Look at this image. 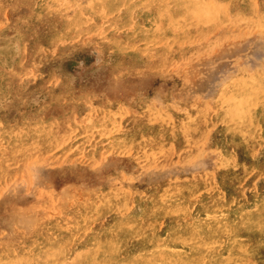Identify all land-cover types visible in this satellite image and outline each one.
<instances>
[{"label":"rangeland","instance_id":"374dc122","mask_svg":"<svg viewBox=\"0 0 264 264\" xmlns=\"http://www.w3.org/2000/svg\"><path fill=\"white\" fill-rule=\"evenodd\" d=\"M263 197L264 0H0V264H264Z\"/></svg>","mask_w":264,"mask_h":264},{"label":"bare ground","instance_id":"6f19581e","mask_svg":"<svg viewBox=\"0 0 264 264\" xmlns=\"http://www.w3.org/2000/svg\"><path fill=\"white\" fill-rule=\"evenodd\" d=\"M238 91H239V90H238ZM232 94H233V93H230V95H232ZM230 95H228L227 97L229 98ZM236 95H237V94H236ZM231 101H232V100H231ZM246 101H247V100H246ZM228 103H230V102H228ZM228 103H227V104H228ZM244 104H245V103H244ZM244 106H245V105H244ZM227 108H228V107H227ZM249 109H250V108H249ZM249 111H250V110H249ZM250 112H251V111H250ZM236 113H237V112H236ZM243 115H244V114H243ZM250 116H251V115H250ZM234 117H235V116H234ZM234 117H233V118H234ZM235 118H237V117H235ZM240 118H241V117H240ZM240 118H239V119H240ZM234 120H236V119H234ZM234 120H232V121H234ZM242 120H243V119H242ZM244 120H245V122H246L247 119H244ZM229 121H230V119H229ZM238 123H239V120H238ZM243 123H244V122H243ZM239 124H240V123H239ZM232 125H234V124H232ZM240 125H241V124H240ZM227 131H228V130H227ZM252 135H253V134H252ZM233 141H234V140H233ZM223 164H224V163H222V165H223ZM242 164H243V163H242ZM237 165H238V164H237ZM249 165H250V164H249ZM243 166H244V165H243ZM233 167L235 168V166H233ZM244 167H245V166H244ZM115 194H116V193H115ZM100 196H103V195H100ZM111 197H112V196H111ZM122 197H123V196H122ZM151 197H152V196H151ZM153 197H154V196H153ZM163 197H164V196H163ZM175 197H176V196H175ZM103 198H104V197H103ZM109 198H110V197H109ZM116 198H117V196H116ZM169 198H170V197H169ZM172 198H173V197H172ZM255 198H257V197H255ZM263 198H264V197H263ZM100 199H101V198H100ZM123 199H124V197H123ZM150 199H152V198H150ZM106 200H107V197H106ZM110 200H111V199H109V201H110ZM119 200H120V199H119ZM156 200H157V199H156ZM261 200H262V199H261ZM261 200H260V201H261ZM109 201H108V202H109ZM116 201H117V200H116ZM120 201H121V200H120ZM151 201H152V200H151ZM170 201H171V200H170ZM170 201H168V202H170ZM177 201H178V200H177ZM102 202H103V201H102ZM122 202H123V201H122ZM139 202H140V201H139ZM100 203H101V202H100ZM116 203H117V202H116ZM120 203H121V202H120ZM120 203H119V204H120ZM135 203H136V202H135ZM183 203H184V202H183ZM185 203H187V202H185ZM98 204H99V202H98ZM108 205H109V204H108ZM108 205H107V206H108ZM112 205H113V204H112ZM114 205H115V204H114ZM257 205H258V204H257ZM130 206H132V205H130ZM142 206H143V205H142ZM109 207H110V206H109ZM176 207H177V206H176ZM219 207H220V206H219ZM251 207H252V206H251ZM114 208H115V207H114ZM116 208H117V205H116ZM120 208H121V207H120ZM127 208H128V207H127ZM127 208H126V209H127ZM136 208H137V207H136ZM167 208H168V207H167ZM105 209H107V208H105ZM105 209H104V210H105ZM138 209H139V208H138ZM144 209H145V208H144ZM178 209H181V207L178 208ZM185 209H186V208H185ZM191 209H192V208H191ZM237 209H238V208H237ZM104 210H103V211H104ZM111 210H112V209H111ZM115 210H116V209H115ZM135 210H137V209H135ZM148 210H149V209H148ZM183 210H184V209H183ZM239 210H240V209H239ZM244 210H245V209H244ZM121 211H122V210H121ZM139 211H140V210H139ZM139 211H137V212H139ZM143 211H144V210H143ZM101 212H102V211H101ZM132 212H133V211H132ZM132 212H131V213H132ZM223 212H224V211H223ZM133 213H135V212H133ZM141 213H142V212H141ZM141 213H140V214H141ZM183 213H184V211H183ZM219 213H220V212H219ZM232 213H233V212H232ZM234 213H235V212H234ZM248 213H249V210H248ZM101 214H102V213H101ZM177 214H180V213H177ZM238 214H239V213H238ZM98 215H99V214H98ZM147 215H148V214H147ZM250 215H251V214H250ZM250 215H249V216H250ZM258 215H259V214H258ZM262 215H264V214H262ZM100 216H101V215H100ZM180 216H181V215H180ZM216 216H217V215H216ZM155 217H156V216H155ZM224 217H225V216H224ZM226 217H227V216H226ZM226 217H225V218H226ZM136 218H137V217H136ZM141 218H142V217H141ZM242 218H243V217H242ZM139 219H140V218H139ZM236 219H237V217H236ZM248 219H249V218H248ZM248 219H247V220H248ZM119 220H120V218H119ZM130 220H132V219H130ZM130 220H129V221H130ZM162 220H163V219H162ZM222 220H223V219H222ZM123 221H124V220H123ZM138 221H139V220H138ZM130 222H131V221H130ZM197 222H198V221H197ZM224 222H225V221H224ZM254 222H255V221H254ZM256 222H257V221H256ZM218 223H219V222H218ZM225 223H226V222H225ZM124 224H125V223H124ZM128 224H129V223H128ZM134 225H135V223H134ZM187 225H188V224H187ZM190 225H191V224H190ZM223 225H224V224H223ZM227 225H228V224H227ZM160 226H161V225H160ZM192 226H193V225H192ZM198 226H199V225H198ZM201 226H202V225H201ZM136 227H137V226H136ZM136 227H135V228H136ZM176 227H177V226H176ZM176 227H175V228H176ZM224 227H225V226H224ZM228 227H229V226H228ZM132 228H133V227H132ZM178 228H179V227H178ZM180 228H181V227H180ZM225 228H226V227H225ZM155 229H156V228H155ZM184 229H185V228H184ZM194 229H195V228H194ZM226 229H227V228H226ZM228 229H229V228H228ZM228 229H227V230H228ZM188 230H189V229H188ZM198 230H199V229H198ZM227 230H226V231H227ZM230 230H231V229H230ZM132 231H133V230H132ZM151 231H152V230H151ZM173 231H174V230H173ZM176 232L178 233V231H176ZM184 232H185V231H184ZM203 232H204V231H203ZM179 233H180V232H179ZM189 233H190V232H189ZM232 233H233V232H232ZM203 234H204V233H203ZM170 235H171V234H170ZM161 236H162V235H161ZM182 236H183V235H182ZM191 236H192V235H191ZM238 236H239V235H238ZM170 237H171V236H170ZM216 237H217V236H216ZM233 237H234V236H233ZM240 237H241V236H240ZM147 238H148V237H147ZM190 238H191V237H190ZM190 238H188V239H190ZM213 238H214V237H213ZM222 238H223V237H222ZM155 239H156V238H155ZM158 239H159V238H158ZM168 239H169V238H168ZM238 239H239V238H238ZM247 239H248V238H247ZM130 240H131V239H130ZM193 240H194V239H193ZM195 240H196V239H195ZM226 240H227V239H226ZM261 240H262V239H261ZM199 242H200V241H199ZM211 242H212V241H211ZM219 242H220V241H219ZM225 242H226V241H225ZM228 242H229V241H228ZM195 243H196V242H195ZM216 243H217V242H216ZM165 244H166V243H165ZM192 244H193V243H192ZM221 244H222V243H221ZM226 244H227V243H226ZM228 244H229V243H228ZM238 244H240V243H238ZM186 245H187V244H186ZM204 245H205V244H204ZM207 245H209V242H208ZM240 245H241V244H240ZM166 246H167V245H166ZM234 246H235V245H234ZM243 246H244V245H243ZM158 247H159V245H158ZM198 247H199V246H198ZM146 248H147V247H146ZM168 248H171V247H168ZM210 248H211V247H210ZM243 248H244V247H243ZM143 249H144V248H143ZM200 249H201V248H200ZM226 249H227V248H226ZM149 250H150V249H149ZM149 250H148V251H149ZM172 250H173V249H172ZM174 250H175V248H174ZM180 250H181V249H180ZM206 250H207V249H206ZM145 251H146V250H145ZM155 251H156V250H155ZM161 251H163V250H161ZM169 251H170V250H169ZM152 252H153V251H152ZM158 252H159V251H158ZM173 252H174V251H173ZM175 252H176V251H175ZM185 252H186V251H185ZM190 252H191V251H190ZM200 252H202V251H200ZM233 252H234V251H233ZM237 252H238V251H237ZM240 252H241V251H240ZM240 252H239V253H240ZM244 252H245V251H244ZM146 253H147V252H146ZM188 253H189V252H188ZM134 254H135V253H134ZM147 254H148V253H147ZM155 254H156V253H155ZM161 254H162V253H161ZM190 254H192V253H190ZM253 254H254V253H253ZM179 256H181V255H179ZM190 256H191V255H190ZM217 256H218V255H217ZM234 256H235V255H234ZM162 257H163V256H162ZM181 258H182V257H181ZM213 258H214V257H213ZM231 258H232V256H231ZM211 259H212V258H211ZM131 260H132V259H131ZM215 260H216V259H215ZM220 260H221V259H220ZM128 261H129V260H128ZM190 261H191V260H190ZM213 261H214V260H213ZM222 261H223V260H222ZM219 262H220V261H219ZM167 263H168V262H167ZM167 263H166V264H167ZM171 264H173V263H171ZM195 264H196V263H195ZM221 264H222V263H221Z\"/></svg>","mask_w":264,"mask_h":264}]
</instances>
